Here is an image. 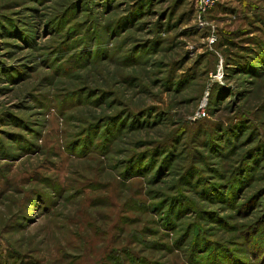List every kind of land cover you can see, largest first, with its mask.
Returning a JSON list of instances; mask_svg holds the SVG:
<instances>
[{
	"label": "rangeland",
	"instance_id": "1",
	"mask_svg": "<svg viewBox=\"0 0 264 264\" xmlns=\"http://www.w3.org/2000/svg\"><path fill=\"white\" fill-rule=\"evenodd\" d=\"M0 264H264V0H0Z\"/></svg>",
	"mask_w": 264,
	"mask_h": 264
},
{
	"label": "built area",
	"instance_id": "2",
	"mask_svg": "<svg viewBox=\"0 0 264 264\" xmlns=\"http://www.w3.org/2000/svg\"><path fill=\"white\" fill-rule=\"evenodd\" d=\"M211 4V0H201V6L205 7ZM203 113V111H202Z\"/></svg>",
	"mask_w": 264,
	"mask_h": 264
}]
</instances>
